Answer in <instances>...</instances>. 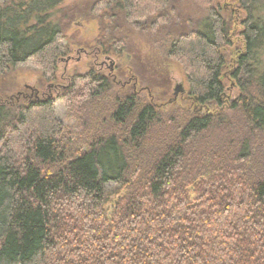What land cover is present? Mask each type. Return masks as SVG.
<instances>
[{"label":"trees","instance_id":"obj_1","mask_svg":"<svg viewBox=\"0 0 264 264\" xmlns=\"http://www.w3.org/2000/svg\"><path fill=\"white\" fill-rule=\"evenodd\" d=\"M62 2L0 0V78L31 62L59 82L74 19L98 22L95 54L128 55L120 17L179 66L192 107L116 92L92 67L58 96L77 129L50 97L1 99L0 264H264V0L192 25L176 0Z\"/></svg>","mask_w":264,"mask_h":264},{"label":"rangeland","instance_id":"obj_2","mask_svg":"<svg viewBox=\"0 0 264 264\" xmlns=\"http://www.w3.org/2000/svg\"><path fill=\"white\" fill-rule=\"evenodd\" d=\"M95 1L63 0L61 7L73 12V9L87 8ZM173 6L174 21L178 23L187 20L189 25H192L190 21L197 23L205 18L211 8H236L234 0H176ZM239 17H243V14L240 13ZM115 22L117 23L115 35L123 39L128 55L125 52L120 58H115L95 54L98 22L74 19L67 33L70 36L69 53L62 57L57 64V77L60 81L52 83L44 80L41 71L29 62L10 71L4 78H0V100L15 97L13 102L27 104L34 98L36 91L39 98L50 97L53 99L55 116L65 127L77 129L80 127V123L76 120L79 111L75 108H66L58 96L67 78L75 74H85L91 67L95 72L110 78L113 83V90L116 92L133 90L137 91L142 98L148 97L150 94L160 104L173 99V91L178 86L183 89L186 88L179 66L174 62L165 60L161 52L152 46L147 35L134 32L120 17L115 18ZM237 26L233 38L235 47L241 46V41L237 37L240 27ZM134 67L135 70L139 71L141 79L134 77ZM148 86H153L152 92ZM226 88V96L229 99L237 95V90L229 83H226ZM185 97L184 93H181L178 94L177 98V101L182 103L180 107L183 108L184 112L187 108L192 107L188 105ZM85 113H88V117L90 110H86Z\"/></svg>","mask_w":264,"mask_h":264},{"label":"water","instance_id":"obj_3","mask_svg":"<svg viewBox=\"0 0 264 264\" xmlns=\"http://www.w3.org/2000/svg\"><path fill=\"white\" fill-rule=\"evenodd\" d=\"M182 93V90H181V87L180 86H178L175 90H174V93H173V97L175 98L176 97V95H177V93Z\"/></svg>","mask_w":264,"mask_h":264},{"label":"flooded vegetation","instance_id":"obj_4","mask_svg":"<svg viewBox=\"0 0 264 264\" xmlns=\"http://www.w3.org/2000/svg\"><path fill=\"white\" fill-rule=\"evenodd\" d=\"M57 87H58V86H57ZM173 93H174V91H173ZM178 94H179V92L177 93L176 97L178 96ZM37 96H38V94H37V92L35 91L34 97H37Z\"/></svg>","mask_w":264,"mask_h":264}]
</instances>
